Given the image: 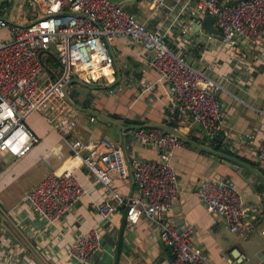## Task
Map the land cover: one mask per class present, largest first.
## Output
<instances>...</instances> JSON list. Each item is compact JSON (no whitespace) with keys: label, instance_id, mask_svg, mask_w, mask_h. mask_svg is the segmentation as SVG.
<instances>
[{"label":"crops","instance_id":"1","mask_svg":"<svg viewBox=\"0 0 264 264\" xmlns=\"http://www.w3.org/2000/svg\"><path fill=\"white\" fill-rule=\"evenodd\" d=\"M116 1H121L148 28L161 29L178 54L220 83L219 134L209 138L198 122L178 115L173 96L158 80L143 45L130 36H115L109 46L113 63L106 65L109 66L106 72L111 69L110 74L101 73L97 81L92 79L94 86L72 83L68 92L79 105L115 118L125 129L97 117L93 119L90 113L73 107L70 113L76 122L69 139L91 140L103 150L101 138L130 144L129 131L136 121L144 126L172 122L192 139L213 149L212 144L219 145L216 150L264 173V166L252 151L264 136V36L258 43L237 38L224 46L221 34L209 40V32L200 29L193 32L191 40L193 21L200 19L194 11L202 13L193 3L170 12L168 4L153 9L149 0ZM106 84L112 86L105 87ZM28 124L40 136V142L25 156L15 158L7 154L0 161V264H81L70 254L69 247L91 226H99L103 250L86 264H114L124 209L103 219L94 203L104 200L115 203L114 195L82 166L64 135L43 114H32ZM224 130L234 132L235 139L226 137ZM247 133L255 137L246 147H241L242 134ZM126 149L130 159L159 157L158 148L151 144L133 142ZM171 162L180 188L173 206L164 212V220L177 226L196 224L194 244L215 264H264V234L261 233L264 180L261 176L244 164L232 159L225 162L187 141L172 149ZM67 167L75 171L86 192L70 213L48 223L32 211L25 193L49 173L61 172ZM111 175L114 189L128 196L136 193L131 175L121 177L114 171ZM204 179L233 183L245 197L248 219L255 229L247 235L233 232L223 216L207 210L195 191ZM159 234V226L145 216L140 217L133 229L126 225L118 264H170L171 254Z\"/></svg>","mask_w":264,"mask_h":264},{"label":"built area","instance_id":"2","mask_svg":"<svg viewBox=\"0 0 264 264\" xmlns=\"http://www.w3.org/2000/svg\"><path fill=\"white\" fill-rule=\"evenodd\" d=\"M149 1L153 9L168 4L170 12L193 3L196 10L199 8L202 12L194 11L200 18L194 19L198 23L206 14L214 15V25L221 32L224 46L237 38L258 43L264 36V0ZM8 2L11 6L0 5V161L4 153L15 158L25 156L40 142V136L28 124V118L41 113L64 135L82 166L114 195L115 203L108 200L94 203L103 219L128 206V228H135L141 216L159 226L160 239L171 254L170 264H215L194 244L196 224L177 226L163 217L173 206L180 188L177 171L171 162L172 149L185 141L160 127H132L130 144L154 145L159 157L129 158L131 169L126 153V146L130 144L124 140L121 143L101 138L104 149L100 150L97 142L69 139L76 121L70 113L73 107L65 98L63 85L73 76L88 83L97 80L101 70L113 63L109 48L112 39L130 36L143 45L149 64L158 73V80L173 96L178 115L192 118L206 136L213 138L221 128L220 83L178 54L168 44L161 29H150L138 21L121 1ZM7 6L8 18L24 24L4 17ZM214 38L215 34L208 33L209 40ZM49 56L57 62L51 70L47 65ZM223 134L230 140L235 139L232 131L224 130ZM254 137L252 133L242 134L241 147H246ZM252 151L255 159L264 166V136ZM113 171L121 177L131 175L136 193L128 196L114 189ZM195 191L206 209L223 216L233 232L247 235L255 229L248 219L243 193L230 181L204 179ZM85 192L75 171L67 167L45 176L26 191L25 199L33 212L53 223L70 213ZM261 233L264 234V227ZM102 250L99 226L84 230L69 247L70 254L81 264L90 262L94 254Z\"/></svg>","mask_w":264,"mask_h":264},{"label":"water","instance_id":"3","mask_svg":"<svg viewBox=\"0 0 264 264\" xmlns=\"http://www.w3.org/2000/svg\"><path fill=\"white\" fill-rule=\"evenodd\" d=\"M6 2H8V0H0V5H5ZM8 12H9V7L7 6L5 8V12H4V17H6L9 21L17 23V24H24V22H19V21H15L12 20L10 18H8ZM214 21H215V16L211 15V14H206L205 16L202 17L201 22L198 23L196 20L193 21V28H192V33H189V38L192 40V34L193 32H196L200 29H205L207 32L212 33V34H221L220 30L218 28L215 27L214 25ZM52 48L54 49V45L52 44ZM117 66V65H116ZM117 70H118V74L120 75V70H119V66H117ZM72 83H79V84H83V85H88V86H94L91 83H88L78 77L73 76L72 78H70L67 82L64 83L63 85V91H64V95L65 98L67 99V101L70 103V105L78 110H83L86 111L88 113L91 114V116L97 117L98 119L101 120H105L107 122H110L114 125L119 126L120 128L125 129V126L118 120H116L115 118L101 112L98 110H95L93 108H89L86 106H81L79 105L70 95L68 92V86L69 84ZM112 86V84H106L105 87H110ZM147 127H160L162 128L164 131H169L172 132L176 135H178L181 139H183L184 141L189 142L190 144H192L193 146H196L198 148H200L201 150H204L206 152L215 154L217 156H219V158H223L225 162H229V160H234L238 163L244 164L247 167H249L250 169L254 170L255 172H257L261 178L264 180V173L261 172L258 168H255L253 165L248 164L246 162H243L239 159H237L236 157H233L225 152H222L221 150H216L213 149L205 144H202L194 139H192L190 136H188L187 134H185L182 130H180L178 127L166 124V123H150L147 124ZM141 126V124H135L133 125V127H139ZM128 162H129V166L132 169L129 157L127 156ZM133 178V177H132ZM127 212H128V206H125L124 211H123V216H122V220H121V226H120V230H119V238H118V243L116 246V251H115V260H114V264H118L119 262V257H120V251H121V245H122V240H123V235H124V230L126 227V223H127Z\"/></svg>","mask_w":264,"mask_h":264},{"label":"trees","instance_id":"4","mask_svg":"<svg viewBox=\"0 0 264 264\" xmlns=\"http://www.w3.org/2000/svg\"><path fill=\"white\" fill-rule=\"evenodd\" d=\"M47 65H48V68H49V70H51V68L53 69V68H55L56 66H57V62L56 61H54V59H52V57L51 56H49L48 58H47ZM56 76H54V78H55ZM97 81V80H96ZM93 82H95V81H93ZM97 83V82H96ZM136 123L137 124H142L141 122H139V121H136ZM169 125H174L172 122H169L168 123ZM215 137V136H214ZM195 139H197L196 137H194ZM198 140V139H197ZM188 144V143H187ZM212 146L215 148V149H219L220 148V146L219 145H213L212 144Z\"/></svg>","mask_w":264,"mask_h":264},{"label":"bare ground","instance_id":"5","mask_svg":"<svg viewBox=\"0 0 264 264\" xmlns=\"http://www.w3.org/2000/svg\"><path fill=\"white\" fill-rule=\"evenodd\" d=\"M107 68H109V66L104 67V69L101 70V72H102V73H105V74H110L111 69H109V72H106V71H107ZM97 74H98V73H95L94 76H97Z\"/></svg>","mask_w":264,"mask_h":264},{"label":"rangeland","instance_id":"6","mask_svg":"<svg viewBox=\"0 0 264 264\" xmlns=\"http://www.w3.org/2000/svg\"><path fill=\"white\" fill-rule=\"evenodd\" d=\"M6 4L8 5V6H11V4L9 3V2H6ZM25 7H26V5H25ZM27 9V8H26ZM11 12L12 13H14V8H12L11 7ZM100 81H103V80H100ZM7 155V153H4V156H6Z\"/></svg>","mask_w":264,"mask_h":264},{"label":"flooded vegetation","instance_id":"7","mask_svg":"<svg viewBox=\"0 0 264 264\" xmlns=\"http://www.w3.org/2000/svg\"><path fill=\"white\" fill-rule=\"evenodd\" d=\"M7 4H5V6H6Z\"/></svg>","mask_w":264,"mask_h":264}]
</instances>
